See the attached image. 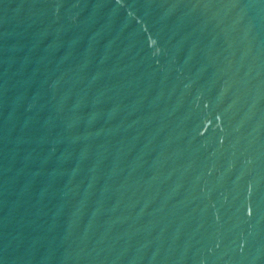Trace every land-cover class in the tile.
<instances>
[{
	"label": "water",
	"instance_id": "water-1",
	"mask_svg": "<svg viewBox=\"0 0 264 264\" xmlns=\"http://www.w3.org/2000/svg\"><path fill=\"white\" fill-rule=\"evenodd\" d=\"M0 264H264V0H0Z\"/></svg>",
	"mask_w": 264,
	"mask_h": 264
}]
</instances>
